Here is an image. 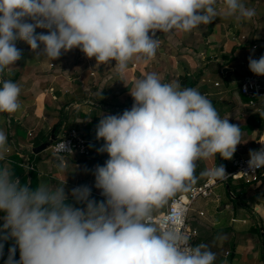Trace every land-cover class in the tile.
I'll return each mask as SVG.
<instances>
[{
	"label": "clouds",
	"instance_id": "obj_1",
	"mask_svg": "<svg viewBox=\"0 0 264 264\" xmlns=\"http://www.w3.org/2000/svg\"><path fill=\"white\" fill-rule=\"evenodd\" d=\"M217 3L0 0V113L13 114L21 107V87L2 78L22 59L17 42L50 61L78 48L97 63L114 61L123 75L133 58L147 62L155 56L157 32H190L221 14L237 20L256 15L242 0H223L220 9ZM248 68L264 76V55H250ZM129 92L131 108L102 115L95 127L96 140L103 141L97 152L108 156L92 170L103 200L93 198L88 185L70 193L66 182L41 180L33 187L0 163V258L5 242H13L4 264H215L216 253L207 244H191L174 226L154 223V217L176 191L195 183L198 161L217 154L223 160L233 158L241 128L221 118L197 89L181 88L176 81L162 83L154 72L138 79ZM56 147L72 153L64 141ZM8 151V136L0 130V162L7 161ZM249 157L252 172L264 168V147L250 150ZM56 169L66 172L62 156ZM201 176L229 177L224 165Z\"/></svg>",
	"mask_w": 264,
	"mask_h": 264
},
{
	"label": "crops",
	"instance_id": "obj_2",
	"mask_svg": "<svg viewBox=\"0 0 264 264\" xmlns=\"http://www.w3.org/2000/svg\"><path fill=\"white\" fill-rule=\"evenodd\" d=\"M242 2L255 9L256 15L251 20L221 14L211 24L190 32H157L160 42L155 56L147 62L133 58L123 75L114 67V61L97 63L94 57H86L78 48L50 61L42 55L36 56L32 50L26 51V43L17 42L22 59L16 62L10 76L19 73L16 82L21 87V107L8 116L0 113V130L7 134L9 142L7 161L3 163L11 167L9 157L18 153L23 158L22 164H32L38 170L39 182L53 185L66 182L69 193L74 187L88 185L92 188V197L103 200L100 190L94 187L92 175L94 166L103 165L108 159L106 153L97 152L100 144L92 149L91 157L55 155L48 148L36 154L33 149L39 141L41 144L49 138L53 128L57 136L70 127L78 128L86 137L88 130L95 135L96 125H88L91 114H118L130 109L133 98L129 91L138 79L153 72L162 83L176 81L181 88H189L190 82L196 80L194 88L212 102L221 118L241 128V144L237 150L241 155H248L250 150H255L256 140L262 133L264 109L253 111L240 93L239 85L241 78L251 73L249 56L259 59L264 55V0ZM222 6L223 0H218L217 8ZM250 37L249 51L241 46L239 39ZM219 72L224 76V83L215 80L212 84L210 75ZM61 156L66 168L64 173L56 169ZM216 165L228 169L230 160H223L217 154L216 158L198 161L199 175L187 190L206 180L207 176H201V172ZM227 183L228 180L218 182L210 196L198 197L192 203L188 220L197 229L194 245L207 244L216 253L215 264H264V241L257 232L264 225V197L259 196L262 203L254 198L264 190V179L253 185L259 188L256 194L249 190L241 199L235 194H229L232 199L228 197ZM187 190H178L173 196Z\"/></svg>",
	"mask_w": 264,
	"mask_h": 264
},
{
	"label": "built area",
	"instance_id": "obj_3",
	"mask_svg": "<svg viewBox=\"0 0 264 264\" xmlns=\"http://www.w3.org/2000/svg\"><path fill=\"white\" fill-rule=\"evenodd\" d=\"M239 89L240 93L247 97V104L253 111H261L264 109V76H256L252 72L245 74L240 80ZM62 141L71 147L73 154L57 150L56 146ZM92 142L93 141L86 137L78 128L70 127L58 135L57 139L48 149H50L55 155L63 154L68 156L91 157L92 153L90 145ZM261 147H264V125L261 135L256 140L255 150H258ZM249 159V154L241 155L238 150H236L233 158L230 160V168L226 169L229 176L227 179L212 180L207 177L203 182L192 185L186 192L170 197L165 210L159 212L154 217V223L159 224L161 228L174 226L180 233L189 239L191 244L194 245L193 239L197 235V229L191 226L188 220V214L192 203L198 197L210 196L213 192L214 185L221 181L234 179L242 180L243 182L252 185L260 183L264 168L252 172L248 165ZM25 166L31 169L34 168V165L32 164Z\"/></svg>",
	"mask_w": 264,
	"mask_h": 264
},
{
	"label": "trees",
	"instance_id": "obj_4",
	"mask_svg": "<svg viewBox=\"0 0 264 264\" xmlns=\"http://www.w3.org/2000/svg\"><path fill=\"white\" fill-rule=\"evenodd\" d=\"M42 31H46V30H42ZM37 32H41V31H37ZM28 50H31V49L27 45V51ZM18 77H19V73L18 72H14V74L12 76H9V77H7V72H6L3 75L2 78L3 79H11L14 82H16ZM196 85H197V81L196 80L195 81L192 80L190 82L189 88H194ZM200 93L202 94V92H200ZM245 99L248 100L247 97H245ZM254 116L258 117V114H255ZM91 117H92V121L89 122L88 125H97L98 122H99V119L101 118V116L96 114V113H92ZM262 129H263V126H262ZM93 132L94 131L91 132V130H88V132H87L88 133V137L90 139H92V141H93L92 144L90 145V150L91 151L97 144L102 145V143H103L102 140L101 141H97L96 140L95 135H94ZM39 142L37 143V145H39ZM9 159H10L11 168L14 170L15 174L17 176H19V178L21 179L22 183H28V184H30L33 187H35L39 183L38 170L35 168V166H34L33 169L25 167L24 164H22L23 158L21 156H19L18 153H13L12 155H10ZM0 163H3V162H0ZM198 175H199V168H196L195 169V176L197 177ZM261 179H263L262 176H261ZM238 183H240V182H238ZM242 184H244V183H242ZM246 184H248V183H246ZM246 184H244V185H246ZM249 185H252V184H249ZM229 187H230V193L231 194H235L234 190L231 188L230 184H229ZM69 203H72L71 197H69ZM3 215H4V213L0 212V216H3ZM2 223H3V221L0 220V224H2ZM257 232L262 236L261 238L264 241V225H263V229L262 230L261 229H257ZM12 243H13L12 241L5 242L4 257L0 258V264H4V260L7 258L8 248L11 246ZM15 258L17 260L19 259V251L18 250H17Z\"/></svg>",
	"mask_w": 264,
	"mask_h": 264
},
{
	"label": "rangeland",
	"instance_id": "obj_5",
	"mask_svg": "<svg viewBox=\"0 0 264 264\" xmlns=\"http://www.w3.org/2000/svg\"><path fill=\"white\" fill-rule=\"evenodd\" d=\"M42 30H44V29H37L36 31H42ZM239 41H240V44H241V46L243 47V48H247L249 51L251 50V46H252V39H251V37L249 38V39H239ZM26 49H27V47H26ZM27 51V50H26ZM249 54V53H248ZM7 75H8V77L10 76V73H7ZM210 80L212 81V84H213V82L215 81V80H219V81H221L222 83H224V76L222 75V72H219V73H213L212 75H210ZM195 81V80H194ZM209 83L208 82H206V85H208ZM239 91H240V89H239ZM50 150V149H49ZM66 156H68V155H66ZM9 160V159H8ZM9 162H10V160H9ZM25 166V165H24ZM26 167V166H25ZM264 174V173H263ZM263 179H264V176H263ZM238 182H240V183H238ZM228 183L230 184V186H231V188L234 190V193H235V195L238 197V198H240L241 199V197H243V195H245L246 193H248L249 192V190L250 191H254L255 192V194L257 193V191H258V189L259 188H255V186H253V185H256V184H253V185H249V184H246L245 182H243L242 180H234V179H229L228 180ZM242 183H244V184H246V185H244V184H242ZM225 189H226V187H225ZM261 191V190H260ZM226 192H227V194H228V197H230V199H232L233 197H231V196H229V194H231L230 192H228V190L226 189ZM262 193H260V194H254L253 196H254V198H255V200L258 202V203H262L261 202V200H260V198H259V196L260 195H262L261 197H264V190H262L261 191ZM232 195V194H231ZM165 208H166V204L163 206V207H161L160 209H159V211L158 212H161V211H164L165 210ZM158 214V213H157Z\"/></svg>",
	"mask_w": 264,
	"mask_h": 264
},
{
	"label": "water",
	"instance_id": "obj_6",
	"mask_svg": "<svg viewBox=\"0 0 264 264\" xmlns=\"http://www.w3.org/2000/svg\"><path fill=\"white\" fill-rule=\"evenodd\" d=\"M8 116V113H5ZM57 139V134L55 129L53 128L51 131V134L49 136V138L44 141L43 143L37 145L36 147H34L33 151L34 153H39L42 150H45L47 148H49V146ZM227 187L229 188V184L227 183Z\"/></svg>",
	"mask_w": 264,
	"mask_h": 264
}]
</instances>
